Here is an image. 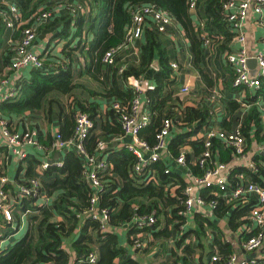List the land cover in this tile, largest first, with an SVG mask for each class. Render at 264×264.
Wrapping results in <instances>:
<instances>
[{"label": "trees", "instance_id": "16d2710c", "mask_svg": "<svg viewBox=\"0 0 264 264\" xmlns=\"http://www.w3.org/2000/svg\"><path fill=\"white\" fill-rule=\"evenodd\" d=\"M61 1L0 0V47L3 42L2 33L5 29L1 12L8 10L6 2L14 4L19 9L21 20L31 23L43 11L53 9ZM83 1L86 3L84 10H80L76 14L68 11L59 13L49 23L43 24L42 28L39 27V30H42L44 26L46 28L59 26L55 29L54 38H67L69 42L78 38L77 44L75 48L71 47L65 52L69 59L63 63H53L52 67L47 65L45 69H31L30 77L23 80L18 95L0 103V111L9 121H12L13 116L19 114L24 116L27 111L31 115L41 111L42 115L52 122L53 116L56 114L59 123L58 132L64 140H68L73 137L75 132L77 112H84L94 120L97 130L96 119L101 113L100 104L82 100V97L75 94V91L84 85L74 83V58L82 56L86 58L84 72H90L93 77L98 78L102 73V65L104 64L102 59L105 52L112 47L125 44L128 29L132 24L133 10L146 4L160 6L182 24L193 46L194 66L198 69L208 88H213L215 81L206 71L203 62L205 57L204 37L208 36L213 42L212 44L223 40L221 44L223 49L227 48L234 38L228 15L223 8L226 0H196V7L203 10L202 23L198 26L193 25L190 13V4L193 0ZM72 28L75 29L74 32H72L74 30ZM142 39L144 42L139 45L137 60L134 62L128 60V66L120 74L119 69L123 62H120L121 56H119L116 64L110 70L119 73L123 85L120 87L114 82L110 88L105 81L100 80V83L107 89L108 100H117L121 103L123 111L129 113L135 96L134 88L128 83L129 79H142L154 61L157 60L159 71L155 76L156 86L145 92L151 121L141 131L140 136L147 141L150 147H153L163 119L171 118L174 124L170 143L171 155L178 157L187 148L186 157L192 174L194 176L204 175L206 170L193 161L205 151L204 141H190L189 138L195 136L200 128L209 124L212 109L208 105H198L197 103L186 104L184 107L171 103L173 95H166V90H172V86L177 82V76L171 66L168 49L163 42L162 35L151 20L144 27ZM66 46L68 47L69 44ZM9 57V55L5 57V64L10 62ZM231 81L232 79L227 82L230 89L232 88ZM92 92L94 93V91ZM223 105L231 120L236 121L241 112V104L223 98ZM123 111H115L114 109L107 111L112 122L103 123L99 131H95L87 139L86 146L90 152L94 151L101 139L107 140L112 136L123 134L120 121ZM260 116L258 111L252 109L242 121L247 151H251L254 142L260 143V147L264 150V125ZM31 127L33 128L34 125L32 124ZM26 128V124L23 125L22 129ZM189 149L192 150L191 153ZM218 149L220 150V161L229 166L230 189L242 183L238 177L240 174H246L253 182L264 188V154H257L253 158L252 162L257 169L255 170L241 165L232 166L231 163L236 157L234 150L217 141H214L212 148L213 159H218ZM65 152L61 167L52 165L46 170L40 169L41 159L39 155L31 154L29 156L28 160L32 165L28 170V175H32L30 177L41 174L45 176L55 175L52 181L44 182L46 193L53 195L54 201L51 207L36 205L32 199L22 201L20 205L22 210H31L27 232L14 244L6 245L0 250V264H46L48 262H54V264H88L86 259L94 250H97L99 254V259L95 264H139L133 257L128 258L123 263L116 262L127 250L121 246L118 229L127 226L130 230V236L137 233L131 224V206L139 204L142 211L150 212L158 207V203L153 201L146 209L144 199L158 197L171 207L176 204V207L173 208L174 219L176 221L183 219L185 208L183 191L187 185L183 176L173 169L167 172L170 164L168 165L163 161L155 162L147 166L143 172L137 173L135 171L137 162L135 155L123 147L114 152L110 151L108 155V160L113 165L112 175L106 174L104 176V189L106 191L101 193V205L110 209L111 221L110 230L103 233L99 224L85 214L93 189L83 175L82 156L75 150ZM148 170L156 172V176L151 180L145 179ZM169 183H173L175 186V194L179 199L168 195L165 186ZM209 193V189L203 190L201 196L207 201H211L214 197H209ZM215 199L218 200V198ZM219 201L220 203L214 211L217 218L228 216L230 227L234 230L249 223L247 216L256 204L254 197L243 195L231 204H227L223 199H219ZM197 221L201 230L205 228V223H208L213 230L217 229L213 244L221 254V259L213 262L210 261L211 256L208 257L203 252L199 259L200 263L225 264L233 254V244L224 240L221 227L219 228L213 221L201 217H198ZM156 226L157 224L151 228V231L157 237L170 235L168 228L156 231ZM184 237L178 242L179 247H181L180 244ZM244 237H246V233H241V238ZM66 241L77 252L75 263L72 262L71 250L65 247ZM136 250H144L145 252V250L148 251V248L146 246ZM183 250L186 254L182 256L177 254L176 260L182 258L185 264H189V255L196 258L197 252L191 245L183 247ZM256 264H264V257L256 258Z\"/></svg>", "mask_w": 264, "mask_h": 264}, {"label": "built area", "instance_id": "2783aa9c", "mask_svg": "<svg viewBox=\"0 0 264 264\" xmlns=\"http://www.w3.org/2000/svg\"><path fill=\"white\" fill-rule=\"evenodd\" d=\"M6 4L8 5V10L1 12L5 27L18 30L19 36L12 46V57L7 74L0 79V103L15 98L20 89V85H16L10 74L21 72L26 68L45 69L47 65L52 67V64L47 61L48 55L46 57L35 50L39 27L48 23L59 13L68 11L76 14L86 8V3L83 0H62L53 9L43 11L30 23L21 20L20 11L14 4L7 2ZM195 8L196 0H193L190 4V9L193 10ZM223 8L228 15L231 25L230 29L234 33L235 40L242 44V48L238 52L230 53L227 56V60L233 65L235 70L233 85L238 88L259 87L261 79L264 78V47L255 54V59L260 70V77H254L248 64L251 56L248 54L246 48L247 35L245 22L250 12L262 15V17L264 16V0H226ZM150 20L155 24L161 35L166 34L168 27L176 22L168 11L156 4H146L136 7L132 13V24L128 29L125 44L110 48L103 56V63L108 69H111L116 64L119 56H121L120 62L123 61L119 73L121 74L126 69L129 59L126 55L122 59L123 51L130 49L135 55H138L137 41L142 39L144 27L146 24H149ZM261 25L264 27L263 20H261ZM210 44H212L211 39L208 36L204 37L205 47H208ZM171 66L173 69L178 68L177 63H172ZM128 83L135 91L131 111L129 113L123 111L121 103L117 100L111 103L112 109L123 111L120 117L123 129L122 135L112 136L107 140L101 139L94 151L90 152L87 149L86 141L95 132V123L86 113L77 112L73 137L64 140L60 133L57 132L49 148L50 151L75 150L82 156V162L84 163L83 175L93 189V193L89 198V205L85 209V214L99 224L103 233L110 230L111 221L110 209L101 205V193L106 191L104 189V176L106 174L112 175L113 165L108 160L110 152L108 148L110 144L122 145L135 155L137 160L135 171L137 173L143 172L147 166L159 161H163L168 165L170 164L167 172L172 171L174 166H188L186 157V153L188 152L185 149L178 157L171 155L170 143L174 126L171 118L166 117L163 119L161 128L156 134V143L153 147H150L147 141L140 136L141 131L151 121V114L148 110L147 102L144 101L143 97L146 87L142 79L130 78ZM189 88L188 85H185L182 91H189ZM251 106L249 103L241 104V112L237 120L234 121L233 128H209L203 136H200L198 133L192 136L195 140L204 141L205 151L193 161L206 171L201 176H194L192 174L193 183L187 184L183 191L185 195L184 215L186 217L191 216L198 207H201L202 210L215 211L220 203L219 199H223L227 204H231L243 195L254 197L256 204L247 216L249 223L245 224L244 226L246 227L243 228V233H246V237L242 241V249L245 253H256L264 246V188L253 182L246 174H240L238 177L242 180V183L230 189L229 166L227 163L218 161V159H213L212 148L214 141H217L226 147L232 148L236 157L243 160L248 157L250 150H246L247 143L242 131V121ZM211 109V113H213V108L211 107ZM41 149L43 147L38 139V131L35 128L19 131L12 126V121L4 117L0 111V163L2 162V157L3 161L6 157L5 152L12 154L17 160H24L31 152L39 155ZM40 165L42 170H46L52 165L61 167L63 163L61 161H51L50 159L41 158ZM247 168L257 170L253 162L247 164ZM155 174V171L148 170L145 179L151 180L156 176ZM43 177L44 174H41L27 178L21 182H15L7 174H0V250L6 246L5 237H3L4 235L1 230L8 226L17 228L14 225L15 211L20 207L24 199H32L36 205L52 206L54 196L46 193L44 188V181L46 179ZM170 185L172 190H176L173 183ZM199 189H209L210 193L208 196L214 197V199L207 201L201 196L202 193L199 192ZM215 198H218V200ZM153 201L158 203V207L150 212L142 211L139 204L131 206V224L137 231V233L132 235L131 246L133 249L146 247L149 243L148 238L152 236L153 232L151 228L157 224L161 199L158 197L148 200L144 199L146 209H148ZM22 211L24 214L31 212L30 209ZM19 228L20 224L18 225ZM255 228H258V230H255ZM181 254L183 255V252ZM258 257H264L263 253L253 255L246 262L235 253L229 257L225 264H256V258ZM98 259V251L94 250L87 257L86 263L95 264ZM220 259L221 254L216 252L211 253V261L215 262ZM46 264H54V262ZM172 264L185 263L182 258L176 260L175 257ZM189 264H192L191 260Z\"/></svg>", "mask_w": 264, "mask_h": 264}, {"label": "crops", "instance_id": "0c3cea01", "mask_svg": "<svg viewBox=\"0 0 264 264\" xmlns=\"http://www.w3.org/2000/svg\"><path fill=\"white\" fill-rule=\"evenodd\" d=\"M190 13L192 16L193 25H200L202 23L201 15L203 14V10L196 7L195 9L190 10ZM261 20L264 21V16L262 17V15L250 12L249 17L245 22V30L247 35L246 48L248 54L251 56L248 60V64L251 68V74L254 77H260V70L255 59V54L258 51L262 50L264 47V27L261 25ZM57 27L59 26H56L55 28H46V26H44L42 30H39L38 37L35 42V50L46 57L48 55L47 61L52 65L53 63H63L64 61L68 60L69 58L66 56L65 52L68 51L71 47L75 48L78 39L75 38L72 42H69L67 38H54L56 32L55 29ZM73 29L74 28H72V30ZM74 31L75 29L72 32ZM18 36V30L8 29L6 27L2 33L3 42L2 46L0 47V79L2 78V76L7 74L10 62L8 64H5L4 59L7 55H9V59L11 61L12 46L17 41ZM162 39L168 49L171 64H178V68L174 69V73L177 76V82L174 84V86H172V90H166V95H173L171 103H175L177 105H180L181 107H184L186 104L197 103L198 105H208L213 108V113L209 124L197 131L200 136H203V134H205L206 130L209 128H233L235 122L231 120L228 112H226V109L223 105V98L239 102L240 104H251L252 106L249 109L248 113L252 109L258 111L261 115L260 117L264 125V78L261 79V84L259 87L254 86L251 88H238L233 85L235 70L233 65L227 60V56L230 53L238 52L242 48V44L237 42L235 40V37L225 49H223L221 46L223 40L205 47V57L203 59V62L206 71L215 81V84L211 89H209L205 84L198 69L194 66L193 46L182 24L177 21L174 22L171 26L168 27V32L162 35ZM143 42V39L137 41L138 52L139 45H141V43ZM67 44H69L68 47L66 46ZM125 55L130 61L132 60L134 62L138 59L139 54L135 55L130 49H128L122 54V59ZM86 62V58H84L83 56L74 58V83L84 85L82 88L76 90L75 94L82 97V100H88L90 102H97L100 104L101 113L97 116L96 119L98 129H95V131L98 132L103 123L109 121L112 122L111 117L109 113H107V111L109 109H112L111 103L113 101L108 100V97L106 96L107 89L104 88L102 83H100V80L105 81L110 88L112 87L111 85L114 82H116L121 87V85H123V81L120 78L119 73L110 71L111 69H108L105 64L102 65L101 74L103 75L100 74L98 78L93 77L90 72H84ZM31 69L33 68H26L21 72L10 74L13 77L16 85H21L24 79L30 77ZM158 71L159 64L158 61L155 60L151 68L142 77V81L144 86L146 87V91L148 89H153L156 86L155 76ZM231 79V86L233 89H230L227 86V82ZM185 85H188L190 87L189 91H182V88ZM92 91H94V93ZM143 97L144 101H146L145 94ZM25 124L27 128H32L31 125L33 124V128L38 131V139L43 147V149H41L39 152L40 159H50L51 161H61L63 163L66 154L65 151L67 150H49L51 144L55 139V135L59 130L58 116L54 114L52 122L47 117H44L41 111L37 112L35 115H31L29 114V111H27L24 116H20V114L13 116L12 126L15 129L23 131L25 129H22V127ZM189 140L192 141L195 139L193 137H190ZM260 146V143L254 142L248 157L245 160L239 157H235L231 163L232 166L241 165L247 167V164H250L257 154H264V150L261 149ZM123 147L124 146L122 145L110 144V147L108 149H110L109 151L114 152L115 150L122 149ZM185 150L188 151L187 148H185ZM191 151L192 150L189 149L190 153ZM31 154L35 155L33 152H31L30 155ZM219 155L220 150L218 149V159ZM5 156L6 157L4 161L2 157V162L0 163H3L2 165H0V174H7L15 182H21L32 176L28 175V170L30 167H32L28 160L29 156L24 160H17L12 154H8L7 152H5ZM173 170L181 174L187 184L193 183L192 171L189 166H174ZM43 178L46 179V181L44 182H50L55 178V175H44ZM170 184L171 183L165 186L168 195L173 196L175 199H179L175 194V190H172L170 188ZM203 190L199 189V192L202 193ZM174 207H176V204L171 207L166 204L163 199L160 201L158 211L159 215L157 216L158 221L155 228L156 231L168 228L170 230V235L159 238L154 233H152V236L148 238V251L145 250L144 252V250L137 251L136 249H133V247L131 246L132 235L130 236L129 234V227L124 226L118 229L121 246L125 247L127 250L120 258L117 259L116 262L123 263L128 258L133 257L136 261L139 262V264H172L177 254L180 256L182 255L181 252H183V255L186 254L183 250V247L191 245L192 248H195L197 256L195 258L189 255V259L191 260L192 264H201L199 261L201 253L205 252L209 257V255L211 256L212 252L219 253V250H217L213 244L214 235L216 233L215 230L217 229L213 230V228L209 226L208 223H205V228L201 230L199 227V222L197 221L198 217H201L205 220L207 219L208 221H213L215 225H218L219 228L221 227L220 230H222V232L224 233V240H227L229 243L233 244V254L236 253L242 260L248 262V260L252 258L253 255L263 253L264 246L256 253H245L243 251L242 241L244 238H241V233H243V228L246 227L244 226L245 224L240 228L238 227L234 230L230 227L228 216L217 218V216L214 214V211L212 212L208 210H202L201 207L196 208L195 212L191 214V216L186 217L184 215L183 219L176 221L173 216ZM23 214L24 212L22 211V208L19 207L15 211L14 221V225H16L17 228L8 226L1 230L2 233H5L3 237H5V243L7 246L14 244L17 240L20 239H16L15 242H12L11 240L9 241L11 237L10 235L13 234V237L17 235V233L22 232L21 237H23V235L27 232L29 225V216L31 212L28 214ZM27 216V227L26 231L24 232L22 230V226H20V228L18 229V225L21 221L23 222L25 220V217ZM183 225L184 227L181 228ZM9 230L12 231V234L8 235L7 232ZM255 230H258V228H255ZM198 232L200 234L203 232L205 233V235L201 236ZM183 236L185 237L183 241H181V247H179L178 242L182 239ZM204 237L206 238V242H204ZM199 244L201 245V247ZM65 247L68 250H71L72 262L75 263L77 260L76 250H74V248L71 247V244L67 241L65 242ZM146 258H151L153 259V261H147Z\"/></svg>", "mask_w": 264, "mask_h": 264}, {"label": "rangeland", "instance_id": "374dc122", "mask_svg": "<svg viewBox=\"0 0 264 264\" xmlns=\"http://www.w3.org/2000/svg\"><path fill=\"white\" fill-rule=\"evenodd\" d=\"M27 219H28V216L27 217H25V220L22 222H20V226H22V230L25 232L26 231V227H27V223H26V221H27ZM5 231V230H4ZM12 231L11 230H9L7 233H8V235L9 234H12L11 233ZM3 235L5 234V233H2ZM13 235V234H12ZM12 235H10L11 237H10V239H9V241L11 240L12 242H15L16 241V239H18V238H21V236H22V232H20V233H17V235H15V236H13L12 237ZM201 236H203V235H205V233H201L200 234ZM204 242H206V238L204 237ZM207 249H208V247H207ZM151 251H152V248H151ZM150 251V252H151ZM147 259V261L148 260H151V261H153V259H151V258H146Z\"/></svg>", "mask_w": 264, "mask_h": 264}]
</instances>
